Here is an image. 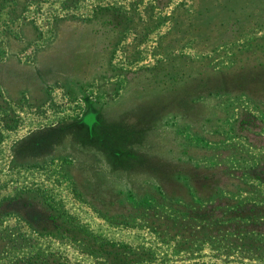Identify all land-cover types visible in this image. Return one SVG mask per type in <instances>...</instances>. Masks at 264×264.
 <instances>
[{"label":"rangeland","instance_id":"rangeland-1","mask_svg":"<svg viewBox=\"0 0 264 264\" xmlns=\"http://www.w3.org/2000/svg\"><path fill=\"white\" fill-rule=\"evenodd\" d=\"M0 264H264V0H0Z\"/></svg>","mask_w":264,"mask_h":264}]
</instances>
